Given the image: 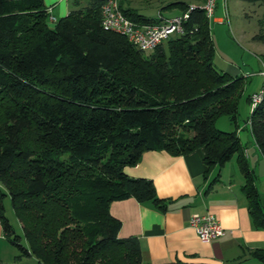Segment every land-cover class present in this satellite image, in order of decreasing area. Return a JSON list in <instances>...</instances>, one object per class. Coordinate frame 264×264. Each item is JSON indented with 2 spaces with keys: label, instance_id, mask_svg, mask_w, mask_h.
<instances>
[{
  "label": "trees",
  "instance_id": "16d2710c",
  "mask_svg": "<svg viewBox=\"0 0 264 264\" xmlns=\"http://www.w3.org/2000/svg\"><path fill=\"white\" fill-rule=\"evenodd\" d=\"M86 1L50 27L42 0H0V223L18 251L14 262L144 264L138 239L119 237L121 223L109 207L134 198L165 209L150 180L124 173L150 150L184 156L203 148L204 178L235 156L252 222L264 229L237 127L215 128L220 116L236 124L241 101L250 107L251 97L242 77L214 68L203 11L192 10L180 35L144 53L102 28L103 0ZM203 2L166 7L180 14ZM122 3L133 22H159ZM252 39L264 43V16ZM247 123L264 156V97ZM218 180L219 173L209 186ZM5 193L22 237L4 215ZM249 256L264 263V249Z\"/></svg>",
  "mask_w": 264,
  "mask_h": 264
},
{
  "label": "crops",
  "instance_id": "0c3cea01",
  "mask_svg": "<svg viewBox=\"0 0 264 264\" xmlns=\"http://www.w3.org/2000/svg\"><path fill=\"white\" fill-rule=\"evenodd\" d=\"M42 2L57 21L78 6L84 7L87 1ZM167 5L162 7L164 11L158 12L156 18L158 14L170 17L165 14L177 9L166 7ZM122 7L133 9L125 8L124 4ZM218 7L217 0L215 12ZM177 14L179 12L171 16ZM214 22L222 23V18L215 17ZM256 48L259 49L260 56L264 55V46ZM262 69L264 62L258 59L257 76L253 79L242 77L246 94L250 97L264 82L260 75ZM236 133L249 166H264V156L250 131L247 130L245 145L241 140L242 132ZM204 157L203 148L184 156H174L164 150H150L142 153L135 166L124 168V173L129 177L150 180L157 197L166 204L163 211L150 203H139L134 198L110 204V214L121 223L119 237L138 239L144 264H264L249 256L250 251L264 249V229L256 228L252 222L247 201L240 190L243 184L242 176L239 171V175L235 171L231 175L223 166L219 170L217 167L212 168L204 178L207 171ZM232 164L237 167L236 159ZM218 173L219 180L210 187ZM206 213L213 214L225 231L224 236L209 243L201 242L189 226L192 215ZM17 254V249L4 236L0 223V264H16L14 258Z\"/></svg>",
  "mask_w": 264,
  "mask_h": 264
},
{
  "label": "rangeland",
  "instance_id": "374dc122",
  "mask_svg": "<svg viewBox=\"0 0 264 264\" xmlns=\"http://www.w3.org/2000/svg\"><path fill=\"white\" fill-rule=\"evenodd\" d=\"M174 1L182 0H124L122 4H124L125 8L136 9L140 14L149 19H156L157 13L164 11L162 7ZM218 4L217 11L209 19L211 39L215 51L212 64L217 71L227 73L232 77H248L249 79H253L257 76L258 59H261L259 49L256 47H262L264 43H257L252 38L258 32V20L264 16V4L226 0L227 20L222 0H218ZM178 12L179 10L176 9L167 12L165 15L171 16V14ZM215 17H221L222 23H215ZM48 23L50 27H53V22L48 21ZM254 87L252 86V88ZM249 116V105L245 100H242L236 124L232 123L227 116H220L216 120L215 128L222 132H231L236 130L237 127V132H242L241 140L242 144L245 145L247 144L246 133L249 130L247 123ZM232 163H235V156L224 165L226 171L231 175L234 174V171L238 173L237 167L234 166V168V164ZM252 169L256 177L257 190L260 193L262 205H264V166L259 164L255 168L253 165ZM2 204L5 217L16 234L22 237L21 227L14 216L7 193H5ZM21 243L24 244L23 238L21 239ZM25 262L33 264L35 260L34 258H25L19 264Z\"/></svg>",
  "mask_w": 264,
  "mask_h": 264
},
{
  "label": "built area",
  "instance_id": "2783aa9c",
  "mask_svg": "<svg viewBox=\"0 0 264 264\" xmlns=\"http://www.w3.org/2000/svg\"><path fill=\"white\" fill-rule=\"evenodd\" d=\"M121 0H103L101 6V26L106 31L124 36L136 49L149 53L158 46L165 43L170 37L180 35L183 24L189 18V14L194 9H201L207 20L211 19L215 13L217 0H204L200 5L192 3L186 11L170 17H162L158 14V23L139 24L129 19L120 8ZM222 5L227 20L226 0H222ZM48 21L55 23L56 19L51 16L50 9H47ZM260 75L264 79V69ZM264 97V82L261 87L251 96L250 109L261 102ZM189 226L195 231L200 241L209 243L224 236L225 231L217 218L211 214H194L189 219Z\"/></svg>",
  "mask_w": 264,
  "mask_h": 264
},
{
  "label": "bare ground",
  "instance_id": "6f19581e",
  "mask_svg": "<svg viewBox=\"0 0 264 264\" xmlns=\"http://www.w3.org/2000/svg\"><path fill=\"white\" fill-rule=\"evenodd\" d=\"M209 21V20H208Z\"/></svg>",
  "mask_w": 264,
  "mask_h": 264
}]
</instances>
